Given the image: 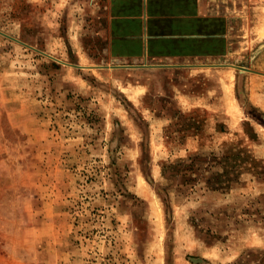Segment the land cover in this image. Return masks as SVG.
Masks as SVG:
<instances>
[{
	"label": "rangeland",
	"instance_id": "1",
	"mask_svg": "<svg viewBox=\"0 0 264 264\" xmlns=\"http://www.w3.org/2000/svg\"><path fill=\"white\" fill-rule=\"evenodd\" d=\"M80 1L0 0V264H264V19L190 77L107 60Z\"/></svg>",
	"mask_w": 264,
	"mask_h": 264
},
{
	"label": "crops",
	"instance_id": "2",
	"mask_svg": "<svg viewBox=\"0 0 264 264\" xmlns=\"http://www.w3.org/2000/svg\"><path fill=\"white\" fill-rule=\"evenodd\" d=\"M66 2V1H65ZM71 2V1H70ZM106 59L146 71L224 77L264 0H81ZM242 41L240 43H242Z\"/></svg>",
	"mask_w": 264,
	"mask_h": 264
},
{
	"label": "bare ground",
	"instance_id": "3",
	"mask_svg": "<svg viewBox=\"0 0 264 264\" xmlns=\"http://www.w3.org/2000/svg\"><path fill=\"white\" fill-rule=\"evenodd\" d=\"M242 69H244V68H242ZM242 71V70H241ZM243 72V71H242Z\"/></svg>",
	"mask_w": 264,
	"mask_h": 264
},
{
	"label": "water",
	"instance_id": "4",
	"mask_svg": "<svg viewBox=\"0 0 264 264\" xmlns=\"http://www.w3.org/2000/svg\"><path fill=\"white\" fill-rule=\"evenodd\" d=\"M247 71H249V70L247 69Z\"/></svg>",
	"mask_w": 264,
	"mask_h": 264
}]
</instances>
